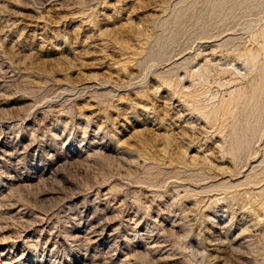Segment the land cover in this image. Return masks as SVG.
<instances>
[{
    "label": "rangeland",
    "instance_id": "obj_1",
    "mask_svg": "<svg viewBox=\"0 0 264 264\" xmlns=\"http://www.w3.org/2000/svg\"><path fill=\"white\" fill-rule=\"evenodd\" d=\"M0 264H264V0H0Z\"/></svg>",
    "mask_w": 264,
    "mask_h": 264
},
{
    "label": "bare ground",
    "instance_id": "obj_2",
    "mask_svg": "<svg viewBox=\"0 0 264 264\" xmlns=\"http://www.w3.org/2000/svg\"><path fill=\"white\" fill-rule=\"evenodd\" d=\"M227 107V106H226ZM95 238H97V237H95Z\"/></svg>",
    "mask_w": 264,
    "mask_h": 264
}]
</instances>
